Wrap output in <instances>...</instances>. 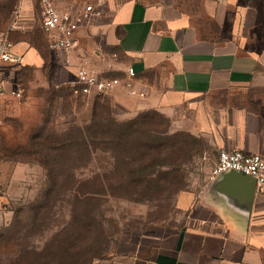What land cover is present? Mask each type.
<instances>
[{
  "label": "crops",
  "instance_id": "0c3cea01",
  "mask_svg": "<svg viewBox=\"0 0 264 264\" xmlns=\"http://www.w3.org/2000/svg\"><path fill=\"white\" fill-rule=\"evenodd\" d=\"M106 1L102 17L78 31L68 52L50 48L39 0H0V30L10 27L16 8L23 17L11 31L14 50L23 54L20 73L48 70L45 94L62 95L83 64L123 78L134 66L144 95L125 84L107 93L129 116L156 110L174 129L209 138L218 152L264 155V0ZM10 99L0 97L2 127L11 118ZM17 143L8 148L22 139ZM210 174L201 189L180 194L179 229L130 234L122 244L132 249L100 264H264V194L257 182L238 173L212 181Z\"/></svg>",
  "mask_w": 264,
  "mask_h": 264
},
{
  "label": "rangeland",
  "instance_id": "374dc122",
  "mask_svg": "<svg viewBox=\"0 0 264 264\" xmlns=\"http://www.w3.org/2000/svg\"><path fill=\"white\" fill-rule=\"evenodd\" d=\"M94 1L55 0L60 10L68 3L80 8ZM34 14L37 15L36 11ZM21 65L10 67L8 78L10 90L22 87L23 94L7 93L12 97L6 106L11 118L0 126L5 139L0 142V264H30L36 258L53 255L73 264L75 256L62 254V249L72 242L81 246L92 241L98 248L86 264H100L116 252L131 250V244H122L130 234H166L179 229L184 223L180 194L199 190L205 184L217 162L214 143L207 137L186 135L188 132L174 129L169 119L148 114L147 118L155 121V125L179 139L174 148L176 153L159 156L156 152L153 156L167 165L151 178L155 182L151 198L137 202L123 191L76 197L67 189L73 181L91 189L98 185L96 180L101 175L116 182L126 180L130 176L128 169L123 166L109 171L115 161L113 153L99 148L87 153L75 147L62 154L43 149L49 144L41 142L31 149L30 145L35 143L32 140L40 131L64 138L75 127L89 122L94 97H75L68 92L46 95L49 71L28 70L23 75L19 71ZM104 95L122 122L141 113L129 116L123 107ZM19 139L22 143L18 148H8L15 147ZM140 156L139 153L137 161ZM178 156L180 165L172 167L170 163ZM173 178L176 186L168 188Z\"/></svg>",
  "mask_w": 264,
  "mask_h": 264
},
{
  "label": "trees",
  "instance_id": "16d2710c",
  "mask_svg": "<svg viewBox=\"0 0 264 264\" xmlns=\"http://www.w3.org/2000/svg\"><path fill=\"white\" fill-rule=\"evenodd\" d=\"M67 92L72 94L70 88ZM53 95L58 96L59 94L55 91ZM102 96L105 95L97 94L94 96L92 114L89 122L84 126L75 127L64 138H60L58 135H45L40 131L36 138L34 136L32 142L35 143L30 145V148L36 147L37 143L44 142L49 145L43 149L47 148L49 151L61 152L62 154L67 151L70 152L75 147H81L87 153H92L97 148L110 151L113 153L115 161L112 164L113 169L110 168L109 171H117L126 166L130 174L126 180L116 182L101 175L96 180L98 183L96 187L84 189L79 181H73L67 189L76 197L101 194L114 195L117 191H123L124 195L132 200L147 201L151 198L155 184L151 179L152 176L159 172V168L167 165L160 160L158 161L157 157L153 158L154 154L158 152L161 156L163 153H176L174 148L179 139L175 134H170L168 130L162 129L155 125V121L152 122L147 118L148 114H155L164 120L168 119L162 113L156 110H146L134 118L122 122L116 118L110 100ZM186 135L193 136L189 132ZM139 153L141 156L137 161L136 158ZM170 165L172 167L180 165L179 156ZM174 180L173 178L169 181L168 188L176 186ZM49 193L50 191L47 195ZM97 248L93 241L81 246L72 242L62 249V254H73L75 256L73 264H86L89 256L94 254ZM56 252L60 254L61 251L57 250ZM61 257L57 255L39 257L30 264H66Z\"/></svg>",
  "mask_w": 264,
  "mask_h": 264
},
{
  "label": "built area",
  "instance_id": "2783aa9c",
  "mask_svg": "<svg viewBox=\"0 0 264 264\" xmlns=\"http://www.w3.org/2000/svg\"><path fill=\"white\" fill-rule=\"evenodd\" d=\"M44 31L50 37L49 46L52 49L72 52L76 46L77 33L82 27L91 26L102 17L107 7L106 0H96L87 3L80 11L60 10L55 0H39ZM0 2V18L3 16ZM21 11L14 10L12 24L8 29L0 30V97L10 91L16 96H22L23 89L18 87L10 90L11 80L8 78L9 68L23 63V54L14 50L11 31L18 26ZM134 66L126 70V78L120 76L108 77L102 75L87 64L81 65L76 72V79L69 84L72 95L88 97L94 94H107L113 89L124 85L131 94H143L135 87L136 77ZM230 171L243 172L256 179L258 190L264 194V155L246 152L242 149L222 148L218 152L217 162L211 170L210 179Z\"/></svg>",
  "mask_w": 264,
  "mask_h": 264
},
{
  "label": "water",
  "instance_id": "95a60500",
  "mask_svg": "<svg viewBox=\"0 0 264 264\" xmlns=\"http://www.w3.org/2000/svg\"><path fill=\"white\" fill-rule=\"evenodd\" d=\"M229 173H238L239 175H242V176H244L246 178L252 179V180H254L256 182V179L254 177H252L250 175H247V174H244L243 172H238V171H230V172H227V173H223V174H220V175H218L217 177H215V178H213L211 180L212 181L218 180L220 178H223L224 176H226Z\"/></svg>",
  "mask_w": 264,
  "mask_h": 264
}]
</instances>
